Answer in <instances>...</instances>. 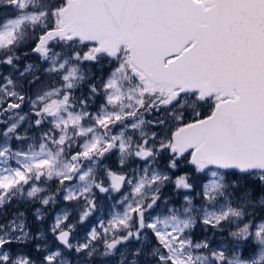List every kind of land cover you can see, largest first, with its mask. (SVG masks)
I'll return each instance as SVG.
<instances>
[{"label":"snow or ice","instance_id":"snow-or-ice-1","mask_svg":"<svg viewBox=\"0 0 264 264\" xmlns=\"http://www.w3.org/2000/svg\"><path fill=\"white\" fill-rule=\"evenodd\" d=\"M0 264H264V0H0Z\"/></svg>","mask_w":264,"mask_h":264}]
</instances>
